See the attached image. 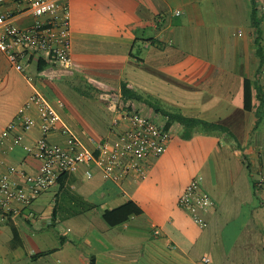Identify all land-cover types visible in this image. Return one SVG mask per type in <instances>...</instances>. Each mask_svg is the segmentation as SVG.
Wrapping results in <instances>:
<instances>
[{
  "label": "crops",
  "instance_id": "crops-1",
  "mask_svg": "<svg viewBox=\"0 0 264 264\" xmlns=\"http://www.w3.org/2000/svg\"><path fill=\"white\" fill-rule=\"evenodd\" d=\"M66 1L72 15L70 67L35 56L24 73L0 50V138L17 123L2 142L3 170L15 167L14 180L27 187L21 171L39 169L41 161L28 146L40 137V126L24 131L18 120L35 91L62 101L64 123L89 145L127 127L120 117L128 107L161 115L174 136L146 177L114 181L100 169L88 177L83 168L63 174L29 204L15 201L18 215H0V264H264V185L256 183L264 163L259 0ZM0 11L14 13L19 26L35 19L16 0H5ZM123 83L145 99L125 98ZM155 101L226 130L197 129L184 138L183 125L158 112ZM28 111L40 122L36 107ZM17 134L23 135L19 144ZM64 139L60 132L50 136L53 142ZM199 174L215 200L202 212L206 227L179 205ZM131 199L143 212L110 224L106 210Z\"/></svg>",
  "mask_w": 264,
  "mask_h": 264
},
{
  "label": "built area",
  "instance_id": "built-area-1",
  "mask_svg": "<svg viewBox=\"0 0 264 264\" xmlns=\"http://www.w3.org/2000/svg\"><path fill=\"white\" fill-rule=\"evenodd\" d=\"M22 9H28L34 16V22L28 26H19L14 21V13L0 11V50L20 71L26 73L33 57L60 63L64 67L72 65L71 7L66 0H16ZM5 0H0V5ZM257 8L264 12V0H259ZM177 14L181 11L178 9ZM30 78V77H29ZM36 107L40 117L29 113ZM62 101L53 103L42 92H33L27 102L19 110V123L24 131L37 124L41 129L40 137L30 146L28 153L38 159L41 164L37 173L27 174V187L14 180L12 174L15 167L8 166L3 170L6 161L1 155L3 139L8 131L16 128L17 123L8 125L0 138V215L4 218L19 214L15 201L29 204L43 192L57 184L59 178L69 172H78L84 168L88 177L100 169L107 179L121 181L126 176L146 177L151 161L161 156L173 139L172 129L164 123L156 121L133 108L121 110L120 119L129 121L127 127L121 129L113 138L91 139V144L83 142L70 131L64 123L60 108ZM120 126L118 118L113 126ZM65 135L64 141L50 140L52 133ZM22 134L14 137V143H21ZM258 186L264 185V163L259 168ZM203 176H194L179 197V205L186 209L194 222L201 227L208 226L203 211L215 205V200L203 186ZM210 262L209 256L202 258ZM200 264V263H194Z\"/></svg>",
  "mask_w": 264,
  "mask_h": 264
},
{
  "label": "trees",
  "instance_id": "trees-1",
  "mask_svg": "<svg viewBox=\"0 0 264 264\" xmlns=\"http://www.w3.org/2000/svg\"><path fill=\"white\" fill-rule=\"evenodd\" d=\"M122 94L125 98L145 99V96L143 94L131 89L126 83H123ZM245 94L246 98L251 95L248 80L245 81ZM151 105L155 106L158 112L167 115L171 121L181 123L184 127V131L182 134L184 138H191L193 132L197 129L203 130L207 133L218 130H226V127L220 123L208 121L198 117L188 116L183 114L182 112L158 106L153 102H151ZM142 212V207L131 199L116 208L106 210V212L104 213V217L110 224L115 225L128 220L133 215H139Z\"/></svg>",
  "mask_w": 264,
  "mask_h": 264
},
{
  "label": "rangeland",
  "instance_id": "rangeland-1",
  "mask_svg": "<svg viewBox=\"0 0 264 264\" xmlns=\"http://www.w3.org/2000/svg\"><path fill=\"white\" fill-rule=\"evenodd\" d=\"M155 103H156L157 105L160 104V105H162V106L169 105L168 103H164V102L161 103V102H158V101H155ZM166 108H167V107H166ZM147 113H148V112H146L145 114H147ZM148 114H149V113H148ZM152 115H153V117H154V119H155L156 121L161 122V120H160L161 117H162L161 115L153 114V113H152ZM152 115H151V116H152ZM153 117H152V118H153ZM176 134H177V133H176ZM176 136H177V135H176Z\"/></svg>",
  "mask_w": 264,
  "mask_h": 264
}]
</instances>
